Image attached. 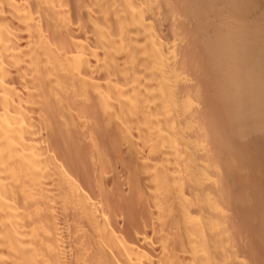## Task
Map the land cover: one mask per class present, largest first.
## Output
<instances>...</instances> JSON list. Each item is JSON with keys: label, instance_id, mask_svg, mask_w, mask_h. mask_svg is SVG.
I'll return each mask as SVG.
<instances>
[{"label": "bare ground", "instance_id": "6f19581e", "mask_svg": "<svg viewBox=\"0 0 264 264\" xmlns=\"http://www.w3.org/2000/svg\"><path fill=\"white\" fill-rule=\"evenodd\" d=\"M0 264H264V0H0Z\"/></svg>", "mask_w": 264, "mask_h": 264}]
</instances>
